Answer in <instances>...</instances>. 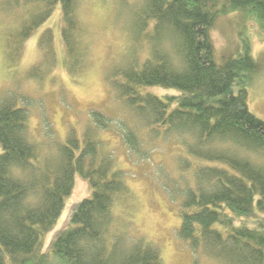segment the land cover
Returning <instances> with one entry per match:
<instances>
[{
  "label": "trees",
  "instance_id": "16d2710c",
  "mask_svg": "<svg viewBox=\"0 0 264 264\" xmlns=\"http://www.w3.org/2000/svg\"><path fill=\"white\" fill-rule=\"evenodd\" d=\"M57 6L68 69L77 68L87 50L80 0H0L13 27L5 34L8 50L21 57ZM131 9L126 64L106 78L135 119L129 117L136 128L120 129L122 142L148 158L142 147L155 148L147 136L181 137L173 147L184 183L179 239L217 264H264V165L255 163L264 158V121L247 105V88L262 70L254 40L264 39V0H142ZM228 17L237 45L218 62L212 31ZM53 38L48 29L40 42L55 58ZM156 87L177 93L145 91ZM112 121L92 111L81 141L74 131L55 155H43L26 110L10 97L0 101V264H165L159 247L133 235L125 209L116 212L131 196L101 137ZM76 175L93 195L71 208L66 227L46 246Z\"/></svg>",
  "mask_w": 264,
  "mask_h": 264
},
{
  "label": "rangeland",
  "instance_id": "374dc122",
  "mask_svg": "<svg viewBox=\"0 0 264 264\" xmlns=\"http://www.w3.org/2000/svg\"><path fill=\"white\" fill-rule=\"evenodd\" d=\"M141 1L128 0L118 7V0H90L89 22L82 23L86 29L83 43L87 50L83 51L85 54L82 60L79 59L77 68L76 64L69 63V69L62 37L61 6H57L52 17L24 43L21 57L8 50L5 34L13 27L9 20H4L5 14L0 9V101L10 97L17 107L26 110L31 121V136L43 155L57 152L66 145L69 136L75 135L74 131L81 141L90 121V112L99 111L110 117L113 120L111 128L104 130L101 137L117 159L118 170L124 173L131 196L128 201H123L125 207L123 202L117 203L116 212L125 209V219L131 224L133 235L159 247L165 264H217L193 253L178 237L181 219L177 202L183 196L184 183L180 181L182 171L176 164L178 155L173 153V147L179 146L181 137L169 134L153 140L147 136V142L155 148L149 152L148 145L142 147L149 153L148 158L134 156L131 150L129 153V148L122 142L120 129L123 124L133 129L136 123L129 119L132 118L130 110L117 99L106 78L109 72L126 64L127 18L132 6ZM232 21L233 17L223 18L212 31L218 62L236 49L237 36ZM48 29L53 31L55 58L47 56L40 42ZM254 42V56L262 70L247 88V105L264 121V94L253 88L257 77L264 74V39L260 42L256 37ZM142 56L146 57V54ZM145 91L158 96L177 93L157 87ZM92 195L90 184L76 175L73 192L65 200L62 216L45 237L46 246L66 227L71 208ZM254 221L247 223L254 226Z\"/></svg>",
  "mask_w": 264,
  "mask_h": 264
},
{
  "label": "snow or ice",
  "instance_id": "6c2138e0",
  "mask_svg": "<svg viewBox=\"0 0 264 264\" xmlns=\"http://www.w3.org/2000/svg\"><path fill=\"white\" fill-rule=\"evenodd\" d=\"M81 5V20L84 24L89 22V15L87 12V8L90 6V0H80ZM253 88L261 94H264V74L257 77V79L253 83ZM255 163L264 165V158L260 160H256Z\"/></svg>",
  "mask_w": 264,
  "mask_h": 264
}]
</instances>
